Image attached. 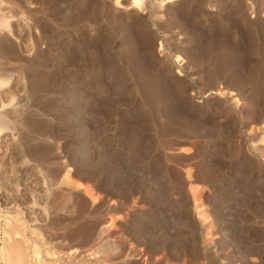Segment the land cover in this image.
<instances>
[{"label": "rangeland", "instance_id": "rangeland-1", "mask_svg": "<svg viewBox=\"0 0 264 264\" xmlns=\"http://www.w3.org/2000/svg\"><path fill=\"white\" fill-rule=\"evenodd\" d=\"M126 1L20 2L10 24L19 37V52L27 46L23 62L28 58L25 64L34 65L39 79L43 75V86L32 92L30 76L22 68L3 74L4 109L32 108L44 120L41 131L10 120L15 138L0 145V264H83L84 252L100 264H264V155L254 151L256 146L264 149L259 140L264 117H251L248 92L226 89L222 95L216 88H201L185 52H201L214 36L223 44L208 57L257 60L247 53L248 43L255 38V47L262 48L257 22L264 20V11L258 12L249 0L244 9L248 27L237 15L234 0L228 10L210 5V0H165L160 20L168 22L175 14L184 27L160 29L148 16L154 14L152 0L143 12ZM109 12L133 26L127 32L131 43L126 32L108 24ZM140 23L147 32L139 31ZM169 36L177 39L185 57L182 64L168 50ZM129 54L148 70L159 71L162 58L174 61L168 81L187 89L190 99L186 103L167 92L171 106L196 117L208 107H220L224 117L199 122L200 130H210L206 136L190 131L161 135L159 127L168 117L144 104L137 92L140 80L125 58ZM110 58L116 61L112 73L105 71ZM184 68L190 69L188 75ZM231 95L240 99L238 107L228 100ZM220 96L222 101L217 100ZM22 132L29 142H22ZM170 139L174 148H162ZM32 144L44 147L42 156L30 152ZM205 151L214 158L208 157L199 172ZM167 154L192 159L184 167L191 169L185 192L177 191L165 172L175 165L166 161Z\"/></svg>", "mask_w": 264, "mask_h": 264}, {"label": "bare ground", "instance_id": "bare-ground-1", "mask_svg": "<svg viewBox=\"0 0 264 264\" xmlns=\"http://www.w3.org/2000/svg\"><path fill=\"white\" fill-rule=\"evenodd\" d=\"M164 1L165 0H152V2H151V6L154 9L153 10L154 14L152 15V13L151 14L148 13V16L152 17L154 19V24L156 25V27L160 28V29L163 27L164 28H172V29L174 27H179V28H181L180 26L184 27L183 19L181 17H178L175 14L171 15L168 22H164V21L160 20L162 13L159 11V8L163 6ZM167 1H172V0H167ZM199 1L202 2L203 0H199ZM229 1H231V0H217V1L216 0H210V1H208V3L210 5H215L217 7L219 6V8L222 10H225V9L228 10V7L229 6L231 7V5H232V4L231 5L228 4ZM248 1L249 0H234V2H236L235 11H236L237 15H239L241 17L243 23L246 26L250 27L251 23L249 22L247 15L245 13V10H244L245 6L248 5ZM20 2H21V0H5V1L0 0V145H2L4 142H11L15 138V134H14L15 130H14V127L11 125L10 120L17 122V124L21 123L24 126L31 128L30 131H33L34 129H38L39 125L41 127L43 125L42 122L44 120V119L39 120L38 119L39 116H37V112L35 110H33L32 108L30 110L26 109L25 111L18 109L19 111H21L19 113H18L17 109H14V110H5L4 109L5 108V105H4L5 100L3 98H4V96H6L7 91L5 89H3V84L5 82V80L3 79V77H4L3 74H6L9 71H15L17 69L20 70V68H22L26 71L28 76H30L28 78H29V86H30V89L32 92H37L43 86V83L41 82V80H43L42 79L43 75L41 74L42 76H39V77H41V79H39L38 76L36 75L35 71H34V67H33L34 65L32 66V65H26L25 64V62L28 60V58L25 62H23V59H25L26 57L23 58L21 56V54L24 55L23 53L25 51H28V50H26L27 46H25L26 48L23 47L25 49V50H23V53L19 52L22 49V48L19 49V47H20L19 46V44H20L19 43V37H18L17 32L12 28V26L10 24V23H12L11 21L16 19L15 16H17L16 14L18 13L17 9L19 6H21ZM113 2H114V5H121L123 3L122 0H113ZM126 2L128 3L127 4L128 7L135 8L136 11H142L143 12L148 7L147 0H127ZM253 2H254V6H256V9L258 10V12L264 11V0H253ZM247 10H249V9H247ZM128 16L130 17V16H132V14L129 13ZM139 18L141 19V21L145 20V16H143V15H140ZM106 19H107V22L109 25H111L113 27H117L120 31L126 32L125 39H127V43L128 42L131 43L132 40L130 39L129 33H127V32L132 31L133 26L131 24L124 23L123 21L119 20L114 15H112L110 12H109ZM137 21H139V20H137ZM257 24H260V26H261V29L258 33L260 34V37L264 40V20H261V22L259 20L257 22ZM214 27L218 28V26H214ZM214 29H216V28H214ZM199 30H200V28H199ZM139 31L147 32L148 29L143 23H140ZM215 31H217V30H215ZM146 38H147V35H146ZM45 39H47V38H45ZM166 39H167L166 40L167 43L169 44L168 50L174 52V55H173V57L175 58L174 61L175 62L177 61V62L182 64L185 57H182L181 56L182 51H179V49H177V46H178L176 43L177 39L175 38V36H169ZM254 39L255 38H253L252 41H250L251 43H248V44H250V46L248 48L247 53L249 55H256L257 60H255V61H248V62L242 61L240 58L232 57L233 55L231 57L230 56H222L221 57V56H213V54H212V58L208 57V53L209 54L212 53L214 50H216V48H219L223 44V42H221L219 39L217 40L216 38H214V36L212 39L213 41H211L209 46L206 47L201 52H198V51L194 52L191 49H187V48H185V52L188 55V56L187 55L186 56L189 60L190 66L192 65V67L190 69L192 71H194L193 74H195V73L198 74V79L196 81L200 83L201 88H205V87L216 88L215 90L220 92V94H222V95L224 94L226 89H228L227 91L230 93L235 92L234 90H237L238 92H248L247 94H245V97H246L245 99L248 100V102H249L248 110L251 114V117H254L256 119H263V117H264V44H263L262 48L257 49L255 47V45L253 44ZM42 40H44V39H42ZM37 41H38V39H37ZM145 42H147V40H145ZM200 42H202V41H200ZM201 45H203V44H201ZM197 46H199V45H197ZM2 58L4 60L5 59L6 60L2 61L1 60ZM125 58H126L127 62L130 64V68L132 70V73L135 74L139 78L138 80H140L139 85L137 86L138 87L137 92L141 93L144 104L147 105L148 108H150V110L154 114H159V113L163 114L164 113L168 117V121L165 122L166 124L165 125L163 124V126L159 127L161 135L167 136V134H169V133L181 134V133H185L187 131H190L195 136L196 135L206 136L210 133V130L209 129H206V131L200 130L201 127L199 126V122L205 121L208 124V123L216 122L217 119H219V118L221 119L222 117H224V112L222 111V109L220 107L219 108L217 107L216 109H210V107H208L209 110L206 113L201 114L200 116L196 117L197 115H195V113L193 114L191 112L192 114H189V113L186 114V113H183L184 111L182 112V111L176 109L175 107L171 106V102L169 101V99H166V96L169 95V94H167V92H175V94L177 93L180 100L183 102H186V103L189 102V99H190V96L186 93V92H188V91H186L187 89L177 88L172 83H171L172 84L171 85L168 81V78L170 76H172V73H171L172 69H171L170 65L174 64L173 60H172V62H169V61L167 62V58L160 59L158 61V64H160V66H161L159 68L160 70L155 71V70H150L151 68L149 66H148L150 68L149 70L147 68L143 69V67H140L139 62H136V61L134 62L133 56L131 54L126 55ZM168 58H170V57H168ZM145 60H146V58H145ZM141 61H143V60H141ZM108 62H109V66L107 65L108 67H106V69H107V70H105L106 72L107 71L110 72V69L113 68L116 61L114 59L110 58V60ZM142 64H144V63H142ZM190 69L189 68L183 69L185 75H188V70H190ZM179 70H180V68L178 69V71ZM33 73H35V74L33 75ZM40 73H41V71L39 72V74ZM110 73H112V70ZM122 75H123L122 73H119L121 80H122V78H121ZM191 79L192 80L195 79L194 76H192ZM124 80H126V79H124ZM7 81H10V80L7 79ZM45 82L47 83V81H45ZM182 87L183 88L189 87V85L186 84L185 87L184 86H182ZM188 89H190V88H188ZM43 90H46V88ZM40 91H42V89H40ZM259 97L262 98V101L259 99ZM258 99L261 101V103H258V105L256 106V101L259 102ZM217 100L222 101V97L221 96L217 97ZM228 100L232 101L231 103H232L233 107H238L239 101H240L238 96L236 97V96L231 95V97H228ZM47 102H49V100ZM174 103H176V102H174ZM15 110H17V111H15ZM181 110H182V108H181ZM169 115H171V116H169ZM44 126H46V125L44 124ZM41 128H43V126ZM20 130H21V127H20ZM26 130H28V129H26ZM38 130H40V129H38ZM23 131L25 133L24 128H23ZM19 135H20L19 137H21V139H22V142L23 141L29 142L26 140V137L23 135V132H22V134H19ZM28 139H30V138H28ZM31 139L33 141V138H31ZM170 140H172V139H170ZM259 140L261 142L264 141V135L261 136V138ZM175 142H176V140H175ZM182 142H181V144H182ZM174 144L175 143L173 142V140L172 141H163L161 144V147L173 149ZM147 145L151 146V144H149V143ZM31 146H33V144ZM43 148L41 146H33V148L30 149V152L36 154L37 156H42L43 152L45 150ZM46 149H48V148H46ZM254 151L257 154H263L264 155V149L260 148L259 146L258 147L256 146ZM177 154L176 155L175 154H172V155L167 154L168 156H166V158H165L166 161L167 162L168 161L173 162V163H175V165L174 166L172 165L169 168L166 167L167 169L165 170V172L170 177V181L172 182V184L174 186H176V188L178 189L177 191L185 192L186 189H188L187 188L188 185L191 183V180H190L191 169L190 168L185 169L184 167L189 166L190 160H192V159L190 156H185V155L181 156V155H177ZM198 154L200 155V152H198ZM212 154L213 153H210V152L207 153L206 151L203 154L201 153L202 158L200 159V161H198L199 163L197 165L199 172H200V170H202V167L204 166L207 158L212 157ZM44 157H46V155ZM212 158H214V157H212ZM160 160L159 161L162 162L163 159L160 158ZM246 160H248V158ZM166 161L164 163H166ZM179 166H182V168H184V170L180 169ZM199 172H196V173H198V176L196 178L199 177ZM64 175H65V178L69 179V171L65 172ZM194 199H196L195 194H194ZM201 215H203V214L201 213ZM87 225L89 226V224H87ZM84 229H85V227H84ZM87 233H89V232H87ZM91 233L92 232H90L88 234L89 239L92 236ZM84 236H86V234ZM86 239H88V238H85V240ZM93 245H91V247ZM85 250H86V248H85ZM68 254H69V252H68ZM84 254H85L84 259L82 258L83 264H100L98 262L99 260L95 261V262H93L94 260L90 261L89 253L87 254L84 252ZM123 255H125V254H123ZM82 256H83V254H82ZM24 258L22 260H24ZM36 258H38V257H36ZM110 258H112V257H110ZM115 258H117V257H115ZM148 259H149V257H148ZM22 260H21V263H22ZM95 260H97V259L95 258ZM38 261H39V258H38ZM123 261L124 260L121 261L122 263L119 262V263H114V264H130V263H125V262L123 263ZM19 262H20V260H19ZM126 262H128V261H126ZM131 263H132V261H131ZM157 263H158V261H157Z\"/></svg>", "mask_w": 264, "mask_h": 264}]
</instances>
